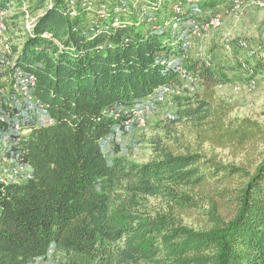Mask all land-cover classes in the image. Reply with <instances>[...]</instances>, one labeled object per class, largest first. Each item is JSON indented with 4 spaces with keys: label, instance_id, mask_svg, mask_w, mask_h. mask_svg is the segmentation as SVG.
Listing matches in <instances>:
<instances>
[{
    "label": "trees",
    "instance_id": "1",
    "mask_svg": "<svg viewBox=\"0 0 264 264\" xmlns=\"http://www.w3.org/2000/svg\"><path fill=\"white\" fill-rule=\"evenodd\" d=\"M229 1L0 0V11L20 10L4 21L6 33L23 34L0 58L14 78L20 72L34 84L32 107L14 103L0 112L10 152L29 168L23 179H0V264L50 254L59 264H264V125L231 117L217 97L227 69L182 47L193 40L192 20L211 18ZM181 71L200 90L175 97L169 120L193 132L195 150L157 146L143 164L109 155L133 111L154 105ZM253 72L264 79V60ZM205 144L245 162L208 158ZM201 204L209 205V228L176 216Z\"/></svg>",
    "mask_w": 264,
    "mask_h": 264
},
{
    "label": "rangeland",
    "instance_id": "2",
    "mask_svg": "<svg viewBox=\"0 0 264 264\" xmlns=\"http://www.w3.org/2000/svg\"><path fill=\"white\" fill-rule=\"evenodd\" d=\"M262 1L264 2V0ZM135 8L138 10V5ZM223 8L225 9L215 13L222 17L221 26L205 33L201 41H194L189 55L193 58L212 55L213 62L217 67L227 69L222 72V75L227 77L229 82L217 88V97L231 110V117H250L264 125V79L253 75V70L260 60H264V7L261 8L245 0L240 7L233 10L231 7L224 6ZM11 11L9 16L11 15L12 18L20 10L15 7ZM10 20V25H12L13 21ZM27 21L25 19V26ZM17 24L21 25L17 26V29L23 26L22 22ZM21 35L23 34L17 33L16 36H11L7 31L4 37L0 38V53H3L5 38L11 42L17 40V37ZM243 43L247 45L244 47V52L234 48H241ZM246 53L252 57L247 58ZM6 69L5 61L0 58V112L4 106L14 103L21 105V102H24L32 107L33 101L16 91V78ZM252 77L260 79L256 80L255 88H251L250 85ZM230 84L238 87L239 90L231 89ZM171 86L173 93L169 96L168 102L158 104L156 101L154 105L141 107L144 109L143 126H140L137 120H133L129 125L120 127L106 149L109 155L122 156L136 164H143L155 155L154 150L157 146L178 152H183L187 148L195 150L197 141L193 132L184 125L171 123L169 119L176 110L173 105L174 98L199 91L200 84L191 77H181L178 72L176 80ZM0 144V147H5L9 151H5L6 153L0 159L1 175L7 180L23 179L29 168L19 163L17 157L10 152L13 147L10 146L7 129L0 128ZM202 153L208 158L215 157L217 161L224 164L240 165L245 162L246 157L244 155L236 156L230 150L212 148L208 144L203 146ZM150 205L156 209L169 211L162 200H151ZM229 207L230 204L227 208L221 207V217L229 216ZM208 211L209 205L201 204L199 208L178 209L177 214L174 213L185 226L203 230L211 225ZM59 263L60 258L53 254H50L47 260L34 262V264Z\"/></svg>",
    "mask_w": 264,
    "mask_h": 264
},
{
    "label": "built area",
    "instance_id": "3",
    "mask_svg": "<svg viewBox=\"0 0 264 264\" xmlns=\"http://www.w3.org/2000/svg\"><path fill=\"white\" fill-rule=\"evenodd\" d=\"M134 2L138 1V0H132ZM248 2L254 3L256 5H258L259 7L263 8L264 7V2L262 0H247ZM231 3H229V8L231 7V9H235L240 7L245 0H231ZM174 11L176 13H181V6L180 5H175L174 7ZM148 9L146 7L143 8V14H147ZM8 15L9 12L8 11H0V38L4 37L5 33H6V25L5 22L8 19ZM27 23H26V29L28 31H31L32 29V19L27 18ZM222 23V17L220 14H214L211 18L207 19V20H197L194 19L190 22V30L192 33V37L193 40H197V41H201L204 37V34L211 31L212 29H217L221 26ZM168 25V24H166ZM173 29L177 30L179 29L178 24H173ZM5 44L3 46V53L9 54L11 51V44L10 42L5 38ZM193 40H186L183 42V49L184 50H189L192 48L193 46ZM246 43L242 44L241 48L246 47ZM181 74L184 78L187 77L185 71H181ZM16 84H17V92L23 94V96L31 98V89L33 87V81L31 78L25 77L22 73L18 72L16 75ZM231 89H235V91H238V87H234L233 84L229 85ZM251 88H255L254 83L252 84ZM173 93V87L171 85H165L163 87H161L158 90V94H157V103L158 104H163L166 103L169 96H171V94ZM143 115H144V109L142 108H138L136 110L133 111V118L132 120L128 121L126 123V125H129L133 120H137L139 122L140 126H143L144 124V120H143ZM7 116V115H6ZM6 116L0 115V124H6ZM19 123V122H18ZM17 129H19V124L16 126ZM111 142V141H110ZM4 154H1L0 152V158L3 156ZM0 179H4V177L1 175L0 173Z\"/></svg>",
    "mask_w": 264,
    "mask_h": 264
}]
</instances>
